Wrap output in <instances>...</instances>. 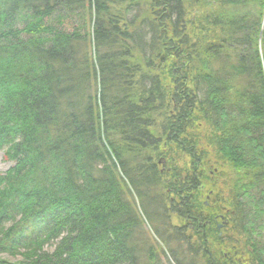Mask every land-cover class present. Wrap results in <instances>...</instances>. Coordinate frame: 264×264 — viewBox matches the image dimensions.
I'll return each instance as SVG.
<instances>
[{
    "label": "trees",
    "instance_id": "16d2710c",
    "mask_svg": "<svg viewBox=\"0 0 264 264\" xmlns=\"http://www.w3.org/2000/svg\"><path fill=\"white\" fill-rule=\"evenodd\" d=\"M0 149V264H264V0H0Z\"/></svg>",
    "mask_w": 264,
    "mask_h": 264
},
{
    "label": "rangeland",
    "instance_id": "374dc122",
    "mask_svg": "<svg viewBox=\"0 0 264 264\" xmlns=\"http://www.w3.org/2000/svg\"><path fill=\"white\" fill-rule=\"evenodd\" d=\"M165 161H163L162 163H160V165L162 166V167H165ZM12 165V163L8 160V156H6V154H5V152H4V150H2V149H0V172H5V171H7L9 168H10V166ZM207 194V193H206ZM209 195V194H208ZM208 195H204L202 198H201V200L202 201H209V196ZM172 220V222H173V224H178L180 221L178 220V219H176V217H173L172 216V218H171ZM221 223V222H220ZM223 225V224H222ZM147 226H148V224H147ZM154 228L155 227H152V229H153V231H154ZM222 227H220V234H221V232L223 233V228L221 229ZM262 240L264 241V238H262ZM262 245H264V243L262 244ZM263 256H264V253H263ZM0 257H5V258H8V259H15L16 257L15 256H9V255H6V254H3V255H0ZM18 257H21V256H18ZM160 262H159V264H168L169 263V259L168 258H166L165 256H162V257H160Z\"/></svg>",
    "mask_w": 264,
    "mask_h": 264
},
{
    "label": "flooded vegetation",
    "instance_id": "af4514ba",
    "mask_svg": "<svg viewBox=\"0 0 264 264\" xmlns=\"http://www.w3.org/2000/svg\"><path fill=\"white\" fill-rule=\"evenodd\" d=\"M221 227H222V226H221ZM222 228H223V227H222ZM222 228H221V229H222Z\"/></svg>",
    "mask_w": 264,
    "mask_h": 264
},
{
    "label": "water",
    "instance_id": "95a60500",
    "mask_svg": "<svg viewBox=\"0 0 264 264\" xmlns=\"http://www.w3.org/2000/svg\"><path fill=\"white\" fill-rule=\"evenodd\" d=\"M222 225H220V227H221Z\"/></svg>",
    "mask_w": 264,
    "mask_h": 264
}]
</instances>
